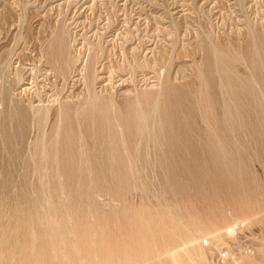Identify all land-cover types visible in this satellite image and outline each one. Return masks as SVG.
<instances>
[{
  "label": "rangeland",
  "instance_id": "1",
  "mask_svg": "<svg viewBox=\"0 0 264 264\" xmlns=\"http://www.w3.org/2000/svg\"><path fill=\"white\" fill-rule=\"evenodd\" d=\"M262 77L264 0H0V264H264ZM174 93L184 97L199 154L164 152L170 139L150 108L163 109ZM29 103L51 106L44 171L33 160ZM136 106L149 126L114 158L92 112ZM213 142L217 155L202 154ZM61 154L70 155L68 168L59 167ZM194 166L220 198L204 209L183 192ZM191 244L207 260L180 250Z\"/></svg>",
  "mask_w": 264,
  "mask_h": 264
},
{
  "label": "bare ground",
  "instance_id": "2",
  "mask_svg": "<svg viewBox=\"0 0 264 264\" xmlns=\"http://www.w3.org/2000/svg\"><path fill=\"white\" fill-rule=\"evenodd\" d=\"M41 34V33H40ZM64 45V44H63ZM62 46V45H61ZM213 47V46H212ZM216 51V50H215ZM256 51V50H255ZM42 52V51H41ZM218 52V51H217ZM217 52H215L216 54H217ZM220 52H221V50H220ZM219 52V53H220ZM56 54V53H55ZM69 54V53H68ZM221 54V53H220ZM215 55V54H214ZM223 55V54H222ZM55 57V56H54ZM218 57H219V55H218ZM75 58V57H74ZM127 59V58H126ZM220 60H222L223 61V59H220ZM55 61V60H54ZM261 61V60H260ZM224 62V61H223ZM55 64V63H54ZM129 64V63H128ZM93 66H94V64L92 65V62H87L86 64H85V66H84V77H85V83L87 84V86L89 87V90H86L85 89V91L87 92V91H89L87 94H89L90 96H92V94H93V92L90 90V87H91V85H93L94 84V81H93V79H94V77H96L95 76V74H94V68H93ZM120 66V65H119ZM121 67V66H120ZM56 70V69H55ZM63 70V69H62ZM215 72H216V74H218L217 73V71L215 70ZM231 72V71H230ZM57 73H59V72H57ZM8 74V73H7ZM233 75H234V73H233ZM252 75V74H251ZM219 75H217V77H218ZM216 77V78H217ZM220 78V77H219ZM218 78V79H219ZM262 78H264V77H262ZM240 79V78H239ZM254 79V78H253ZM228 80V79H227ZM1 81V80H0ZM218 81V80H217ZM219 81H221V80H219ZM92 82H93V84H92ZM255 82V81H254ZM219 83V84H218ZM217 84L220 86L219 88H222V85H223V83L222 82H218ZM242 83H243V81H242ZM248 84V83H247ZM217 85V86H218ZM246 85V84H245ZM2 86V85H1ZM212 86V89L210 88V95H212V100L214 101V99L215 98H218L217 97V93H216V86L215 85H211ZM225 86V85H224ZM224 86H223V88H224ZM247 86V85H246ZM245 86V87H246ZM242 87V86H241ZM249 87V86H248ZM10 88V87H9ZM218 88V87H217ZM247 88V87H246ZM2 89V88H1ZM250 89H252V87L250 88ZM222 90V89H221ZM224 90V92H227L228 93V95H231V94H233V93H235L236 91H237V86H236V84H229V85H227V87L225 86V88L223 89ZM159 91V90H158ZM220 91V90H219ZM248 91H250L249 90V88H248ZM261 91V90H260ZM158 93V92H157ZM107 94V93H106ZM113 94H115V93H113ZM174 94H176L174 97H172V99L170 100V103H166V105H165V107L163 108V109H160V108H156L157 106L155 105V103H154V105L156 106H154L153 105V107H151L150 108V110H152V108H153V110H154V112L152 111V113L154 114H156V115H158L159 116V118L157 117V122H158V124H159V122H160V127L158 126V129L161 131V133L163 134V136H166L167 138H169L170 139V142H169V147L167 148V149H165L164 150V152H166V153H169V154H171V155H176V156H182L185 152H190V153H194V154H199L198 152H199V150L196 148V146H195V142L193 141V139H192V133L189 131V129L190 128H192L191 127V124L188 122V115L186 114V112L184 111V109L186 108V103H185V101H184V97H181V96H179V95H177V93H174ZM219 94H222V91L221 92H219ZM9 95V94H8ZM96 96V95H95ZM121 96V95H120ZM119 95H118V97H120ZM226 96H227V94L225 93V98H226ZM1 97V96H0ZM72 97V96H71ZM85 97L87 98V95H85ZM117 97V96H116ZM116 97H114V99H116ZM117 97V98H118ZM123 97V96H122ZM121 97V98H122ZM135 97H136V93H135ZM157 97V96H156ZM219 97H223V94L222 95H220ZM137 98V97H136ZM229 98V97H228ZM232 96H231V100H232ZM1 99V98H0ZM2 99L4 100V96L2 97ZM91 99V98H90ZM156 99V98H155ZM204 99V102H205V100H207V101H210V98H209V96H208V98H206V97H204L203 98ZM221 99V98H220ZM41 100V99H40ZM75 100V99H74ZM89 100V99H88ZM223 102L224 101H226V99L224 100L223 98L221 99ZM230 99L228 100V102H230L231 101ZM28 101H29V99H28ZM31 101V100H30ZM34 101V100H33ZM112 101H113V99H112ZM54 102V101H53ZM76 102V101H75ZM92 102V101H91ZM155 102V101H154ZM12 103V102H11ZM31 103V102H30ZM29 103V105H30V110H32V113H33V118H32V120H31V122L33 123L34 122V124H35V144H33L34 146V149L32 150L34 153H32L33 154V160H35L36 159V163L38 164L37 165V167H41L42 165H45L46 164V160H48V156H49V152L48 151H50L49 149H48V144H47V130H46V124H47V120H48V118H49V114H50V112H51V106L50 105H46L45 103L44 104H42V105H32V104H30ZM37 103V102H36ZM39 103H41V101L39 102ZM89 103V102H88ZM136 103H137V101H136ZM225 103V102H224ZM233 103V102H232ZM232 103H231V105H232ZM238 103V102H237ZM2 104V103H1ZM226 104H227V101H226ZM234 104V103H233ZM77 105V104H76ZM138 105H139V103H138ZM223 105H225V104H222V106ZM229 105V103L227 104V106ZM59 106V105H58ZM57 106V107H58ZM82 106V105H81ZM77 107H79V106H77ZM113 107V106H112ZM226 107V106H225ZM229 107V106H228ZM228 107H227V109H228ZM154 108H156V109H154ZM80 109V108H79ZM79 109H77V110H79ZM217 109H219L218 107L216 108V110ZM223 109H224V106H223ZM235 109H236V107H235ZM76 110V109H75ZM74 110V111H75ZM77 110H76V112H77ZM229 111H230V109H228ZM228 110H227V112H228ZM242 110H244V109H242ZM58 111H59V107H58ZM121 111V110H120ZM162 111H163V113H162ZM17 112V111H16ZM87 112V111H86ZM90 112H91V109H90ZM151 112V111H150ZM149 112V113H150ZM20 113V112H19ZM31 113V112H30ZM230 113V112H229ZM228 113V114H229ZM235 113H236V111H235ZM238 113H240L239 112V110H238ZM76 114H78V113H76ZM147 114L148 113H146L145 111H144V109L141 107V106H136L134 109H130V111H127V113H124V111H121V112H119V111H116V109H112V110H109V108H106V109H103L102 111H99V112H96L95 114H94V112H92V116H91V118H92V120H93V123H94V125L96 126V129H95V133H96V137L97 138H105L107 141H108V143H110L111 145H110V147L109 148H107L106 149V151L108 152V153H110L111 154V156L112 157H114V158H117V157H119V158H121V155L122 154H124V152L123 151H125V152H129V143H130V138L132 137V135L135 133V132H137V129L138 130H140V133H142L141 132V129L143 130V126L145 125V123L149 126V122H147ZM152 114V115H153ZM221 114H222V111H221ZM8 115H10V113L8 114ZM16 115V114H15ZM58 115H59V112H58ZM150 115V114H149ZM148 115V116H149ZM218 115H220L219 113H218ZM225 115H226V112H225ZM241 115V114H240ZM151 116V115H150ZM203 116V115H202ZM222 116V115H221ZM221 116H217V118H220ZM230 116H231V114H230ZM230 116H229V118H230ZM32 117V116H31ZM76 117V116H75ZM153 117V116H152ZM225 117V116H224ZM227 117V116H226ZM16 118V117H15ZM58 118H59V116H58ZM61 118H68V114H67V110H61ZM241 118H242V121H243V117H242V115H241ZM59 120V119H58ZM67 120V119H66ZM77 120V119H76ZM91 120V121H92ZM150 120V119H149ZM153 120V119H152ZM151 120V121H152ZM154 120H156L155 118H154ZM231 120V119H230ZM249 120V119H248ZM69 123H71V121H69V120H67ZM78 121V120H77ZM220 121V120H219ZM232 121V120H231ZM241 121V122H242ZM78 123V122H77ZM152 123H155L154 121L153 122H151L150 124L151 125H153ZM232 123V122H231ZM237 123V122H236ZM92 124V123H91ZM233 124H234V122H233ZM233 124H232V129H234V128H236V127H234L233 128ZM57 125V127L59 126V123L58 124H56ZM93 125V124H92ZM150 125V126H151ZM238 125H240L239 123L237 124V126ZM243 125H245V122H244V124ZM242 125V126H243ZM30 126H32V124L30 125ZM228 126H229V124H228ZM241 126V125H240ZM239 126V129L240 128H243V127H245V126H243V127H240ZM145 127H147V126H145ZM148 128V127H147ZM147 128H145V129H147ZM153 128H154V126H153ZM153 128H151V129H153ZM57 129V128H56ZM55 129V130H56ZM144 129V130H145ZM261 129V128H260ZM158 130V131H159ZM57 131V130H56ZM55 131V134H56V136H57V132ZM78 131H80L79 130V128H78ZM147 131V130H146ZM149 131V133L152 131H150V130H148ZM148 131H147V134L146 135H148ZM156 131H157V129H156ZM160 131H159V134H160ZM234 131V130H233ZM233 131H232V133H233ZM241 131V130H240ZM239 131V132H240ZM247 131V130H246ZM152 132H154V131H152ZM151 132V133H152ZM238 132V133H239ZM243 132V131H242ZM202 133V132H201ZM241 133V132H240ZM80 134V133H79ZM155 134V133H154ZM68 135V137H73L74 135H75V131H74V129H73V127H72V124L70 125V128H69V133L67 134ZM143 135V134H142ZM156 135V134H155ZM235 135V134H234ZM233 135V136H234ZM55 136V137H56ZM159 136V135H158ZM157 136V137H158ZM240 136H241V134H240ZM79 137H81L80 135H79ZM139 137H141V135L139 136ZM151 137H153L152 135H151ZM155 138H157L156 136H154ZM235 137V136H234ZM233 137V138H234ZM242 137V136H241ZM147 138V140L146 141H148V138L149 137H146ZM158 138H160V137H158ZM152 139V138H151ZM151 139H150V141H151ZM157 140H159V139H157ZM234 140H236V137L234 138ZM137 141H138V139H137ZM136 141V142H137ZM78 142H79V140H78ZM139 142V141H138ZM141 142V141H140ZM153 142V141H152ZM152 142H149V144L151 143L152 144ZM160 142V141H159ZM158 142V143H159ZM239 142V141H238ZM237 142V143H238ZM2 143V142H1ZM117 143H122V145H124V148L122 149V148H120L118 145H117ZM54 144H55V142H54ZM135 144H137V143H135ZM139 144V143H138ZM148 143H146L145 145H147ZM156 143H154V145H155ZM234 144H235V142H234ZM56 145H57V143H56ZM79 145V144H78ZM152 145L151 147H155L156 148V146L157 145ZM161 145V144H160ZM159 144H158V146H160ZM240 145V144H239ZM136 146V145H135ZM134 146V147H135ZM139 146H141V144L139 145ZM138 146V149H141L140 147ZM32 147V146H31ZM80 147V146H79ZM146 147V146H145ZM149 147V145L146 147V148H148ZM242 147V146H241ZM15 148V147H14ZM158 148H160V147H158ZM220 148H221V145H220V142H213V143H206L205 145H204V147H203V153L202 154H204V155H206V156H209V157H212V156H215V155H217V153L220 151ZM239 148V147H238ZM54 149H56L55 148V145H54ZM94 149V148H93ZM138 149L136 150V151H138ZM153 149V148H152ZM161 149V148H160ZM16 150V149H15ZM14 150V151H15ZM17 151V150H16ZM80 151V150H79ZM146 151L148 152V150L146 149ZM146 151H145V153H146ZM153 151V150H152ZM155 152H157V151H155ZM29 153V152H28ZM134 153V152H133ZM138 153V152H137ZM153 153V155H154V152H152ZM78 154H79V152H78ZM147 154H149V153H147ZM157 155V154H156ZM32 156V155H31ZM54 156H57V155H55L54 154ZM136 156H137V154H136ZM196 156H198V155H196ZM23 157V156H22ZM53 157V156H52ZM61 158H60V160H61V162L59 163V167L60 168H63V169H65V168H68V165L70 164V162H71V157H70V155H67V154H61V156H60ZM29 158H31V157H29ZM57 158V157H56ZM55 158V159H56ZM53 159H54V157H53ZM52 159V160H53ZM54 159V160H55ZM33 160H32V162H33ZM53 160V161H54ZM136 160V159H135ZM56 161L57 160H55V163H56ZM157 161V160H156ZM135 163V162H134ZM152 163V162H151ZM7 165H8V163H7ZM11 165V164H10ZM21 165H23V164H21ZM51 165V164H50ZM151 165V164H150ZM153 165H154V163H153ZM55 166H56V164H55ZM78 166H79V164H78ZM9 167V166H8ZM43 168H45V166H42ZM41 167V168H42ZM21 168V167H20ZM32 168V167H31ZM42 168V169H43ZM58 168L56 167V170H57ZM79 169V168H78ZM208 169H209V167H208ZM25 170V169H24ZM33 170V169H32ZM42 171H44V169L42 170ZM45 172H46V170H45ZM58 172V171H57ZM47 173V172H46ZM56 174V173H55ZM59 174V173H58ZM184 174V173H183ZM199 172L198 171H196V166H194L193 167V172L190 174V177H186V179L184 180V182H183V187H184V194H188L189 195V193H191V194H193V195H195L196 197H198V199H200V201H201V204L203 205V209L205 208V207H209V206H212V204L211 203H213V204H215V203H217L219 200H220V198H219V195H218V192H217V188L215 189V188H213L212 190H209V188L211 187H213L212 185V183L210 182V180H208V179H206L205 177H200L199 178ZM41 177H42V175H41ZM194 178V180L196 181V185L194 184V186H193V183L192 182H194L193 180H192V178ZM252 177V176H251ZM253 177H255V176H253ZM216 187H217V185H216ZM262 189V188H261ZM209 190V191H208ZM233 216V215H232ZM31 241H32V239H31ZM165 243V242H164ZM193 244H191V245H189V246H185V247H181V249L180 250H182L183 252H185V253H196L197 255H200V256H202L205 260H207V258H208V254L206 255V250H204V249H201V248H199V247H195V246H192ZM176 246V245H175ZM167 247H168V245H167ZM174 247V246H173ZM173 247H170V248H168L167 250H166V254H167V256H169L170 258H172V261H175V260H177V255H178V253H179V251H175L174 249H173ZM15 250V249H14ZM182 257V256H181ZM192 259H194L193 257H192ZM176 262V261H175ZM174 262V263H175ZM175 264H177V263H175Z\"/></svg>",
  "mask_w": 264,
  "mask_h": 264
},
{
  "label": "built area",
  "instance_id": "3",
  "mask_svg": "<svg viewBox=\"0 0 264 264\" xmlns=\"http://www.w3.org/2000/svg\"><path fill=\"white\" fill-rule=\"evenodd\" d=\"M231 230H232V228H231V227H230V228H229V227H227V230H226V231H227V232H230ZM202 242H204V243H205V242H207V240H206V239H203V241H202Z\"/></svg>",
  "mask_w": 264,
  "mask_h": 264
}]
</instances>
